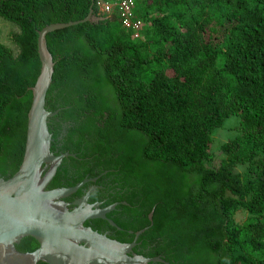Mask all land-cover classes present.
<instances>
[{
  "label": "trees",
  "instance_id": "obj_1",
  "mask_svg": "<svg viewBox=\"0 0 264 264\" xmlns=\"http://www.w3.org/2000/svg\"><path fill=\"white\" fill-rule=\"evenodd\" d=\"M134 2L142 30L99 11L116 0H0V18L20 30L10 38L16 51L0 44V178L23 161L39 32L83 21L92 8L100 21L46 37L51 152L73 155L47 189L95 179L82 188L97 186L94 202L117 204L115 240L132 244L145 230L143 258L264 264V0ZM233 118L238 136L216 164L214 132ZM237 210L249 217L233 227ZM38 248L31 238L16 246Z\"/></svg>",
  "mask_w": 264,
  "mask_h": 264
},
{
  "label": "water",
  "instance_id": "obj_2",
  "mask_svg": "<svg viewBox=\"0 0 264 264\" xmlns=\"http://www.w3.org/2000/svg\"><path fill=\"white\" fill-rule=\"evenodd\" d=\"M98 21L100 19L93 16L91 8L83 21L53 24L39 32L41 72L35 87L30 89L33 102L28 115L23 161L12 178H0V264H166L160 258L129 256L145 230L136 234L132 244L126 245L86 228L84 223L87 220L93 217L104 219V214L114 209L90 213L85 204L91 190L77 203V209H68L65 199L86 183L96 180L83 181L71 188L47 189L64 159L73 155H55L51 152L49 119L57 112L51 113L45 108L54 73V62L47 48L46 37L55 31ZM152 217L153 213L149 216L150 221ZM25 238L35 240L39 249L33 253H19L16 246Z\"/></svg>",
  "mask_w": 264,
  "mask_h": 264
},
{
  "label": "rangeland",
  "instance_id": "obj_3",
  "mask_svg": "<svg viewBox=\"0 0 264 264\" xmlns=\"http://www.w3.org/2000/svg\"><path fill=\"white\" fill-rule=\"evenodd\" d=\"M19 28L13 24L9 23L0 18V44L7 47H11L14 51L16 48L12 45L10 40L11 35L14 33H19ZM239 126V122L236 118L229 119L223 128L215 130L213 135V152L216 158V164H219L220 160L223 158L222 147L229 142L234 140L238 135L236 129ZM249 215L244 210H237L231 216V222L233 227L242 226L247 222Z\"/></svg>",
  "mask_w": 264,
  "mask_h": 264
},
{
  "label": "flooded vegetation",
  "instance_id": "obj_4",
  "mask_svg": "<svg viewBox=\"0 0 264 264\" xmlns=\"http://www.w3.org/2000/svg\"><path fill=\"white\" fill-rule=\"evenodd\" d=\"M88 180H95V179H88ZM88 180H84V181H88ZM98 189V187L97 186H94V185H91V186H88V187H86V188H82V195L81 196H79V197H74L73 195L72 196H70V197H68V198H66L65 199V201H66V203L69 205L68 206V209L70 210V211H73V210H75V209H77L78 208V206H77V203H79V201L82 199V198H84L85 196H87V194H88V192L91 190V194H90V197H89V199H88V201H87V203L85 204L86 205V207H88L89 208V212L91 213V212H99L100 210H105V209H109V208H114L113 210H111L110 212H108V213H105L104 214V219L103 218H91L90 220H87L85 223H84V226H85V224H88L89 225V227L88 226H85L86 228H88V229H91L94 233H97V234H99V235H101V236H105V237H107L109 240H112V241H116L115 240V235H114V232L112 231V230H110V226L112 227L113 226V222H112V220L114 219V218H112L111 216H110V214L115 210V208H116V206H117V204H114V205H111V206H105V203L107 202V199L106 198H103L102 200H100V201H95L94 202V200H93V198H92V195L96 192V190ZM85 207V208H86ZM84 208V209H85ZM113 217H115V216H113ZM100 220H105L106 221V224L105 225H100V224H98V221H100ZM39 249V248H38ZM37 249V250H38ZM36 250V251H37ZM142 250L141 249H138V247H137V241H136V246L133 248V250H132V252L129 254V256H131V257H141V258H143L142 256H143V254L146 252H144V253H142L141 252ZM146 259V258H145ZM154 259V258H153ZM154 264H162V263H154Z\"/></svg>",
  "mask_w": 264,
  "mask_h": 264
},
{
  "label": "built area",
  "instance_id": "obj_5",
  "mask_svg": "<svg viewBox=\"0 0 264 264\" xmlns=\"http://www.w3.org/2000/svg\"><path fill=\"white\" fill-rule=\"evenodd\" d=\"M102 12L112 14L116 12L127 30H142L140 22L134 16L135 3L132 0H120L117 3H106L101 6Z\"/></svg>",
  "mask_w": 264,
  "mask_h": 264
},
{
  "label": "clouds",
  "instance_id": "obj_6",
  "mask_svg": "<svg viewBox=\"0 0 264 264\" xmlns=\"http://www.w3.org/2000/svg\"><path fill=\"white\" fill-rule=\"evenodd\" d=\"M118 1H120V0H116V3L118 2ZM132 1H134V0H132ZM135 3V2H134ZM136 4V3H135ZM102 14H104V15H106L107 17L108 16H110L111 14H106V13H104V12H102V7H100V10H99ZM115 13V12H114ZM114 13H112V14H114ZM127 30V29H126ZM133 31H135V30H133Z\"/></svg>",
  "mask_w": 264,
  "mask_h": 264
}]
</instances>
